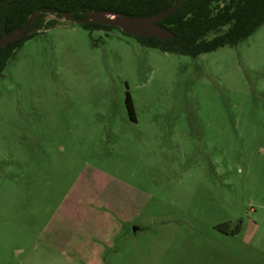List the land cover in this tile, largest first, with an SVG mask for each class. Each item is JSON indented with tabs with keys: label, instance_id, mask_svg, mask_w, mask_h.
Wrapping results in <instances>:
<instances>
[{
	"label": "rangeland",
	"instance_id": "rangeland-1",
	"mask_svg": "<svg viewBox=\"0 0 264 264\" xmlns=\"http://www.w3.org/2000/svg\"><path fill=\"white\" fill-rule=\"evenodd\" d=\"M46 20L0 77V264H264V23L192 58Z\"/></svg>",
	"mask_w": 264,
	"mask_h": 264
},
{
	"label": "trees",
	"instance_id": "trees-1",
	"mask_svg": "<svg viewBox=\"0 0 264 264\" xmlns=\"http://www.w3.org/2000/svg\"><path fill=\"white\" fill-rule=\"evenodd\" d=\"M180 1L0 0V38L22 27L26 34L22 39L0 49V77L8 61L25 41L58 23L56 20H46L47 16L61 19L63 14H71L77 19L85 20L93 11H105L132 17H149L170 9ZM34 12H38L37 16L28 21ZM263 23L264 0H186L157 23L169 30L173 34L172 38L161 40L154 36L132 37L144 47L195 58L224 46H236ZM77 24L88 32L119 29L97 23ZM125 105L130 120L134 122V108L128 92Z\"/></svg>",
	"mask_w": 264,
	"mask_h": 264
},
{
	"label": "water",
	"instance_id": "water-1",
	"mask_svg": "<svg viewBox=\"0 0 264 264\" xmlns=\"http://www.w3.org/2000/svg\"><path fill=\"white\" fill-rule=\"evenodd\" d=\"M181 0L180 2H185ZM180 2H177L170 9L160 12L158 14L149 17H132L119 14H113L105 11H93L89 14L85 20L77 19L71 14H63V19L73 20L76 23H97L107 26H114L119 28L124 34L129 36L140 37H157L161 40L170 39L173 34L165 27L158 25L157 23L167 15L173 13ZM38 12H34L28 18V21L33 20L37 16ZM25 28H18L12 32L5 34L0 38V49L5 48L9 44L22 39L25 36Z\"/></svg>",
	"mask_w": 264,
	"mask_h": 264
}]
</instances>
